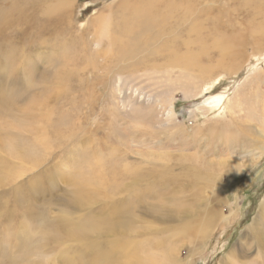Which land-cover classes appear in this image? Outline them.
<instances>
[{
	"label": "rangeland",
	"instance_id": "obj_1",
	"mask_svg": "<svg viewBox=\"0 0 264 264\" xmlns=\"http://www.w3.org/2000/svg\"><path fill=\"white\" fill-rule=\"evenodd\" d=\"M61 1L0 0V264H264V39L232 76L215 45L245 1L194 0L177 66L122 0Z\"/></svg>",
	"mask_w": 264,
	"mask_h": 264
},
{
	"label": "bare ground",
	"instance_id": "obj_2",
	"mask_svg": "<svg viewBox=\"0 0 264 264\" xmlns=\"http://www.w3.org/2000/svg\"><path fill=\"white\" fill-rule=\"evenodd\" d=\"M244 1H245L244 6L245 5L248 6L247 8H245L246 10L244 16L249 17L251 19L250 22H252V23H248V27L252 28V25L256 24L255 26H253V30L249 32L245 31L246 37H248V39H243V41L240 42L236 38L233 39V37L231 38L229 37L223 40H217L215 42V45L218 47L220 53H222L221 57L224 58L225 56H227V59H229L230 61L232 60L230 68L227 67L221 69L224 72H226L229 76H232L233 72L235 71L234 68L239 64L236 63L237 60L238 59L242 60V58H245L244 55L246 54L248 45L249 44L252 45L256 41H258V38L264 39V0H244ZM185 2H187L188 5H182L181 4L182 0H132L131 3L128 5V0H122L120 3L121 11L123 13L127 8L126 12L127 14H129L128 21L126 22L127 27L125 31L121 33L122 38L127 37L129 43L131 44L130 46L135 47L136 50L148 45L149 41L156 42L157 40H159L164 43H167L168 47L165 53L168 52V55L171 56L170 63L175 66L180 65L181 63L180 57L177 55L178 53L177 51L178 49H180V46L179 45L176 46V44L180 41L179 39L182 38L179 31L180 29L179 25L181 24L180 21L187 20L195 12V7L193 5L194 0H185ZM74 3L75 2L72 0H62L61 7L69 8V6L71 7L72 4L74 5ZM114 5L115 4L111 2L109 6L111 7ZM110 19H112V16L105 17L104 20L102 19L101 22L103 23L100 24L97 23L98 28H100L101 35H106V34L108 35V33L111 34V32L109 31L111 26V24L109 23ZM192 21H193L192 22L193 33H197L198 27L200 26H198V23L195 20ZM109 38L111 42L115 41L114 38L112 37ZM162 51L163 50L160 49L158 53L160 52L162 53ZM259 60L261 62H264V56L262 55V58ZM190 61L194 62L195 60L192 57ZM193 64L191 65V67L199 66L198 63H193ZM213 72L214 71L211 70L210 73ZM237 95L238 94H236V96ZM225 109L230 110L229 105L225 106ZM261 152H264V148L261 149ZM246 167L248 166H245V168ZM100 176L103 180V184H105L106 179L104 175L101 174ZM100 185H102L101 182ZM218 199L222 205V198L219 197ZM216 204L219 205L218 202ZM217 210L220 211L219 207L216 208L214 206L212 207L211 217L205 223L206 226H208L207 230L209 231L210 229H212L214 225V219H217V217L224 218L222 212L220 217L217 215ZM115 211H118V209H115ZM225 220L228 221L229 219L226 218ZM263 226L264 224L262 225V227ZM123 228L124 227L118 228L120 233L123 231ZM262 231L264 230L259 229L257 232H254L255 236L256 234ZM259 236H263V235H259ZM112 252H117V251H112ZM106 255L109 258H114L110 256L109 253H107ZM109 258L106 257L105 261L106 262L108 261V264H113L115 261H110L108 260Z\"/></svg>",
	"mask_w": 264,
	"mask_h": 264
}]
</instances>
